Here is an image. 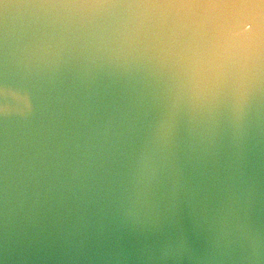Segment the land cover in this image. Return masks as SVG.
<instances>
[{
    "label": "water",
    "instance_id": "obj_1",
    "mask_svg": "<svg viewBox=\"0 0 264 264\" xmlns=\"http://www.w3.org/2000/svg\"><path fill=\"white\" fill-rule=\"evenodd\" d=\"M0 264H264V0H0Z\"/></svg>",
    "mask_w": 264,
    "mask_h": 264
}]
</instances>
